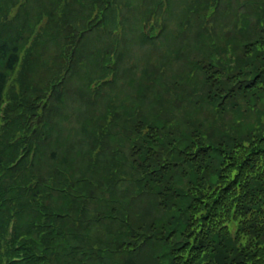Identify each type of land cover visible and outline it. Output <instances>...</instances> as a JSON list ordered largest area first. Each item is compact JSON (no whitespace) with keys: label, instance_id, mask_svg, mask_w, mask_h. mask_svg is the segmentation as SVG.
Masks as SVG:
<instances>
[{"label":"trees","instance_id":"obj_1","mask_svg":"<svg viewBox=\"0 0 264 264\" xmlns=\"http://www.w3.org/2000/svg\"><path fill=\"white\" fill-rule=\"evenodd\" d=\"M0 264H264V0H0Z\"/></svg>","mask_w":264,"mask_h":264},{"label":"rangeland","instance_id":"obj_2","mask_svg":"<svg viewBox=\"0 0 264 264\" xmlns=\"http://www.w3.org/2000/svg\"><path fill=\"white\" fill-rule=\"evenodd\" d=\"M230 117H231V114L228 116V118H227V119H229ZM222 120H224V121H225V120H226V117H224V116H223Z\"/></svg>","mask_w":264,"mask_h":264}]
</instances>
